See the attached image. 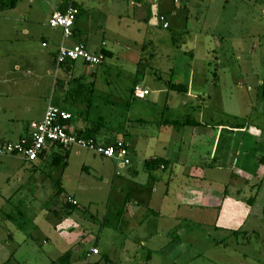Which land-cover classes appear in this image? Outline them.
<instances>
[{
	"label": "rangeland",
	"instance_id": "rangeland-1",
	"mask_svg": "<svg viewBox=\"0 0 264 264\" xmlns=\"http://www.w3.org/2000/svg\"><path fill=\"white\" fill-rule=\"evenodd\" d=\"M56 1L18 0L12 8L11 0H0V106H22L20 111L14 112L22 115L25 126L33 120L40 121L36 120L39 118L36 107L39 110L42 102L47 104L51 100L59 107H71L63 101L65 91L55 88L57 78L67 81V89L74 88L83 79L93 93V103L88 114L84 112L87 107L83 104L72 107L77 115L76 122L82 123L86 115L95 122L103 118L106 128L102 133H113L114 137L124 134L129 107L134 108L135 116L143 104L154 107L155 110L150 108L151 114H160L165 103V95L158 93L147 101L138 99L134 95L136 84L157 88L171 79L172 70L176 73L174 81L184 83L188 64L194 69L207 70L206 63L210 62L214 67L218 64L216 57L223 54L230 71L225 78L229 89H233L238 80L243 82L244 89L238 95L245 96L248 116L242 123L250 128L264 126L261 105L253 102L252 97L257 88L263 89L260 81L264 85V0H231L232 3L204 0L198 9L201 18L202 15L206 17L204 34L207 35L198 37V42L175 33L173 26L170 30L152 28L147 39H144L146 27H140V31L135 27L132 33L136 35L137 45H130L127 40L114 42L104 34L88 38L85 41L88 50L105 51L106 61L97 71L78 61L71 76L59 68L51 50L42 47L44 38H48L49 17ZM107 1L123 15L132 10L131 0H123L121 4L118 0ZM79 9L78 17L86 18L82 6ZM124 22L130 24L127 20ZM193 26L199 27L197 21ZM85 66L95 73L85 78L82 75ZM5 72L17 82L6 83ZM210 72H215L214 68ZM250 87L253 92L248 91ZM30 90L39 92L32 94L27 102L25 93ZM232 104L235 103L232 101ZM2 114L4 118L17 117L10 110H4ZM10 138L15 142V136ZM75 151L77 149L58 165H52V159L40 166L42 173L36 170L39 162L0 157V220H3L0 235H11L13 239L6 237L1 256L13 252L14 259L9 264H53L74 243L78 245L71 264H94L105 255L112 256L117 264H264V185L261 189H247L248 200H256L252 205L253 215L242 233L236 236L216 230L209 223L185 222L182 230H176L175 236L190 245L177 249L179 252L172 261L156 253L150 255L140 246L137 231L131 233L133 223L127 221L120 202L127 193V183L116 176L113 160L86 151L76 155ZM129 159L131 165L126 166V172L141 165L137 155L131 152ZM59 182L63 194L48 211ZM69 199L76 200L78 205L72 214L66 215L65 205ZM58 210L62 213L60 217L53 214L59 213ZM4 215H11L12 219L4 218ZM1 224H4L3 228ZM172 224L165 223L163 242L173 240L174 235L169 234ZM146 225L147 233L154 232L159 228L160 220L154 218ZM95 246L102 255L91 260L85 258ZM8 257L3 256V260L1 257L0 264H8Z\"/></svg>",
	"mask_w": 264,
	"mask_h": 264
},
{
	"label": "crops",
	"instance_id": "crops-1",
	"mask_svg": "<svg viewBox=\"0 0 264 264\" xmlns=\"http://www.w3.org/2000/svg\"><path fill=\"white\" fill-rule=\"evenodd\" d=\"M230 1L227 0V2ZM107 2V0H78L77 11H80L79 8L82 6L83 13L87 15L86 18H79V13L77 14L73 37L64 39L61 29L49 27L48 38H44L42 47L49 48L55 60L62 44L68 47L78 44L86 46L85 41L88 38L101 34L108 36L114 42L127 40L130 45H137L136 35L132 33V30L139 27L140 31V27H146L147 33L144 39H147L152 28H164L160 23L162 16L169 24V27L165 29L170 30L174 27L175 33L186 35L193 39V42H198L199 38L207 35L204 34L207 27L206 17L202 15L201 18L198 9L203 6L204 0H193L188 4H179L176 0H159L157 3H153L151 0H131L132 10L128 15H123L121 11L112 8ZM117 2L121 4L123 0ZM66 8V0H57L52 14L55 11L63 12ZM124 20L129 21L130 24H125ZM196 21L199 24L197 27L199 32L193 26ZM103 45L106 43L103 42ZM142 46L145 47V44ZM102 51L94 50L92 53L99 54ZM216 59L218 64H214V67L210 62L206 63L207 70H199L197 67L194 69L188 64L189 69L182 70L187 79L184 83L174 81L176 73L172 70L169 74L171 79L166 80L162 86L154 89L148 85L142 86L150 91V95L142 101H147L157 93L165 95V103L163 102V110L160 114H151L150 108L155 110L154 107L143 104L139 114L135 116L134 108L129 107L124 134L114 137L113 133L101 132L97 138L100 144L126 139L133 148L132 151L130 149V152L140 159L141 165L135 170L129 168V172L125 171L128 165L123 166L121 161H112V163L116 169V176L119 180L127 183V193L120 201L123 206L122 212H125L124 216L127 221L133 223L131 233L137 231V236L141 238L140 246L150 255L156 253L160 257L170 258L173 261L179 252L177 249L189 247L190 244L187 241L175 236L176 230L180 229L185 222L209 223L216 230H223L231 234L237 230L242 231L253 215V208L248 203L246 196L247 189L254 188L256 190L259 187L261 189L264 185V161H262V159L264 160V126L257 125L250 128L248 124L242 123L248 116L247 106L244 105L245 96L238 95L244 89L243 82L238 80L233 89H229L225 80L227 71H229L226 56L223 54ZM203 65L205 66V64ZM89 68L85 66L82 74L85 78L95 73L91 72V68ZM98 68L91 70L97 71ZM211 68H214L215 72H210ZM260 74L261 72H259V77H261ZM4 75L6 83L17 82L15 78H10V74L7 72ZM159 77L161 78V76ZM169 81L186 86L187 92L181 94L170 91L167 86ZM260 87L263 89L257 88L252 97L253 102L257 101L258 105H261L264 114V85L261 81ZM233 90L235 92H232ZM248 91L253 92L251 87ZM37 92L39 91H27L25 93L27 102L31 95L37 94ZM252 97L249 98L251 101ZM232 101L236 106L232 104ZM46 105L45 102H42L39 110L36 107L37 117H39L36 120L43 118ZM21 107L17 104L0 106V141L11 142L10 137L15 136V142H17L26 135L30 125L25 126L22 115L14 112L15 110L20 111ZM251 107L254 108V105ZM4 110H10L17 117H11L13 119L2 117ZM187 116H191L202 126L160 128L157 125L162 119L182 121ZM72 126L74 130L84 129L86 123L84 121L82 123L75 122L72 123ZM75 149H77L76 155H79L81 151L90 152L74 148L71 153ZM53 157L54 154L50 150L47 151L37 161L39 165L36 170H40L42 173L40 166L47 164ZM2 158H18L23 161L14 156ZM159 158L164 159L167 165L152 169L146 168V161ZM129 165H131V161ZM142 165L143 167H141ZM57 198L50 201L48 211L52 210V205L55 204ZM58 212L62 215L61 210ZM6 217L7 215H4V218ZM154 218L160 220V226L157 228L158 230L155 229L154 232L148 231L147 233L146 224ZM0 222L3 223V220L1 219ZM164 222L174 223L169 231L171 236L174 235L172 241L163 242L162 238L165 236L166 230ZM2 225L4 224H1V227ZM129 235L131 237V234ZM6 237L13 240L11 235H0V258L2 257L3 260V256H9L6 262L9 264L14 259V253L5 252L6 254L1 256L4 253L2 244L7 242ZM77 245L74 243L69 249L73 250V255H75ZM94 248L100 252L96 256H101L102 252L99 247L95 246ZM150 257L152 259V256ZM109 260L112 264H117L112 256L109 257ZM101 264L104 263L101 262Z\"/></svg>",
	"mask_w": 264,
	"mask_h": 264
},
{
	"label": "built area",
	"instance_id": "built-area-1",
	"mask_svg": "<svg viewBox=\"0 0 264 264\" xmlns=\"http://www.w3.org/2000/svg\"><path fill=\"white\" fill-rule=\"evenodd\" d=\"M78 0H66L67 8L64 12L55 11L49 19V27L61 29L64 39L73 37L74 26L77 18L75 3ZM157 3L159 0H151ZM193 0H176L179 4H188ZM160 23L164 28L169 24L165 17H160ZM44 46H46L44 44ZM55 61L58 66L68 62L83 61L92 68L99 67L105 61L102 53H92L83 44L68 47L62 44L57 52ZM134 95L140 100L146 99L150 91L142 86L134 88ZM71 120V115L66 110L56 106L51 100L47 103L43 118L40 121H33L29 126V137L17 142L0 141V157H19L26 162H37L40 156L53 147L63 149L80 148L90 151L99 157L121 161L123 166L130 164L129 154L131 143L126 139L117 141L115 145H105L79 137L72 128L65 126ZM77 204L74 200H69ZM97 248L86 254L87 259H93L99 255Z\"/></svg>",
	"mask_w": 264,
	"mask_h": 264
},
{
	"label": "trees",
	"instance_id": "trees-1",
	"mask_svg": "<svg viewBox=\"0 0 264 264\" xmlns=\"http://www.w3.org/2000/svg\"><path fill=\"white\" fill-rule=\"evenodd\" d=\"M17 3H18V0H11V7L12 8L16 7ZM75 6L77 8V2L75 3ZM102 54L104 55V57L106 59V57H107L106 52L102 51ZM75 64H76L75 62H68V63L60 65L59 68L62 69L68 76H71L73 73ZM136 86H140V85H136ZM167 86L169 87L170 91H173V92H177V93H181V94H184L187 92V87L182 85V84H174L171 81H169L167 83ZM66 87H67V81L65 79H62V78L56 79L55 88L58 90L60 89L62 91H65L66 96H65V99L63 101L71 104L70 108L60 107L64 110H66L67 112H69L71 115V120L68 123H66L65 126L68 129L69 128L73 129L72 123H75L77 121V119H76L77 115L74 112L73 108L78 106L79 104H83L87 107L84 112H86V114H88L91 107H92V103H93V97H92L93 93L90 91V87L88 86V84L83 82V79L79 80L74 88L67 89ZM83 121L86 123L85 128L84 129H77V130L73 129L74 132L81 138H85L87 140H94L95 142H98L97 141L98 136L103 131V129L106 128L105 119L100 118L98 121L95 122L89 118V115H86L85 119L83 118ZM140 122H144V121H140ZM157 125L160 128H168V127L187 128V127L202 126V124L200 122L196 121L191 116H187L182 121H172V120L162 119L161 121H159L157 123ZM28 137H29V130L27 131L26 135L23 138H28ZM117 141H119V140L108 141L107 143H105V145H108V146L109 145H115L117 143ZM71 151H72V149H63L62 147H53L51 149V152L54 154V157L52 160V165L60 164L61 160L64 157H66V158L69 157ZM45 153L46 152H44L40 156V158ZM262 161H264V160L262 159ZM165 165H167V162L164 159H160V158L148 160L145 163V166L148 169H152L153 167L165 166ZM57 184H58L57 190L55 191V194L52 197L51 201L63 194L64 190L62 189L60 182ZM255 200H256V198H251L250 200H248V203L252 206L254 204ZM127 201L129 202V199ZM75 206H77V205L68 201L65 205V210H66L65 214L66 215L72 214ZM53 214L55 216L60 215L57 212H53ZM21 215H23V214H21ZM7 218L12 219V216L7 215ZM239 233H242V231L237 230V231H234L232 234L238 236ZM73 256H74L73 250H69L66 253H64L62 256H60L56 261H54L53 264H71ZM85 258H86V255H85ZM101 262L104 264H112L109 260V257L106 255L102 257L101 261H99V262L97 261L94 264H101Z\"/></svg>",
	"mask_w": 264,
	"mask_h": 264
}]
</instances>
